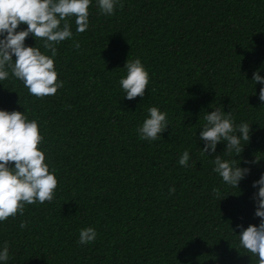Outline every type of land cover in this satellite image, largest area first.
<instances>
[{"label":"trees","instance_id":"trees-1","mask_svg":"<svg viewBox=\"0 0 264 264\" xmlns=\"http://www.w3.org/2000/svg\"><path fill=\"white\" fill-rule=\"evenodd\" d=\"M69 23L72 38L56 46L64 86L55 95H30L11 73L0 81V110L38 122L39 149L58 180L51 202L0 222L7 264H258L237 226L260 223L253 182L264 174V85L252 79L257 70L264 77V0H119L110 16L91 0L87 30L76 31L75 17ZM25 44L44 52L31 34ZM137 58L149 84L128 100L119 81ZM222 105L236 125H251L240 156L225 155L224 142L201 154L204 115ZM153 106L169 126L141 140ZM184 150L188 167L178 163ZM217 155L250 168L238 188L213 171ZM87 227L97 238L80 245Z\"/></svg>","mask_w":264,"mask_h":264},{"label":"clouds","instance_id":"clouds-1","mask_svg":"<svg viewBox=\"0 0 264 264\" xmlns=\"http://www.w3.org/2000/svg\"><path fill=\"white\" fill-rule=\"evenodd\" d=\"M97 3L100 13L110 16L114 14L119 0H97ZM90 4L91 0H0V81L8 79L11 73L23 82L30 95L37 98L55 95L64 86L63 81L58 82L55 69L56 46L73 36L70 17H75L78 33L87 30ZM119 7L123 8V4ZM21 24L26 25V29L17 31ZM30 34L35 40L39 38L43 41V53L36 46H26L25 40ZM74 47L79 49L80 44L74 42ZM49 52L50 55L45 54ZM124 68L127 74L119 81L125 92L124 98H143L149 84V73L141 60L127 59ZM252 81L264 85V77L259 75V70L254 72ZM259 100L264 102V86L260 88ZM148 114L137 129L139 138L156 141L162 138L161 134L169 126L167 113L153 106L148 108ZM204 120L206 123L199 132V138L204 141L201 154L215 153L217 145L224 142L225 155L235 152L240 156L250 140L251 125L244 122L236 125L231 111L226 113L223 105L207 112ZM43 140L38 122L30 120L25 112L0 110V222L17 214L23 215L26 205L43 204L54 199L58 180L55 169L50 172L45 153L39 149ZM242 141L246 142L243 146ZM189 160V151L184 150L178 163L188 167ZM258 162L256 158L252 163ZM213 163V171L223 183L234 188H238L250 173V168L240 167V161L237 164L222 159L220 155L213 159ZM253 188L258 189L253 194V200L256 204L255 216L260 218V223L247 228L237 226L241 229L239 245L256 256L258 264H264V174L253 182ZM169 192L175 193V188H170ZM213 192L217 198L220 197L218 189L214 188ZM20 227L26 228L27 221H21ZM96 238L97 231L87 227L80 230L78 243L90 244ZM8 260L9 246L5 242L0 250V262L7 264Z\"/></svg>","mask_w":264,"mask_h":264}]
</instances>
